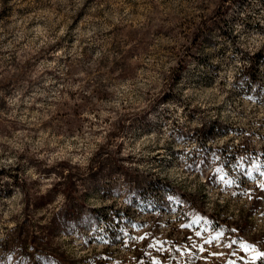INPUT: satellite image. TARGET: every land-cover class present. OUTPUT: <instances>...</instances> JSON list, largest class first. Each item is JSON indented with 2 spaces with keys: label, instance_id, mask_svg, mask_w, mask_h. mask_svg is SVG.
Returning <instances> with one entry per match:
<instances>
[{
  "label": "rangeland",
  "instance_id": "374dc122",
  "mask_svg": "<svg viewBox=\"0 0 264 264\" xmlns=\"http://www.w3.org/2000/svg\"><path fill=\"white\" fill-rule=\"evenodd\" d=\"M19 230L65 264H252L264 0H0V254Z\"/></svg>",
  "mask_w": 264,
  "mask_h": 264
},
{
  "label": "trees",
  "instance_id": "16d2710c",
  "mask_svg": "<svg viewBox=\"0 0 264 264\" xmlns=\"http://www.w3.org/2000/svg\"><path fill=\"white\" fill-rule=\"evenodd\" d=\"M22 231L19 230L15 236V241L17 242L16 249H19V254L16 258H12L13 252L9 249V242H4L1 247L2 254H0V264H5V262L14 260L15 264H40V260L55 261L57 264H65L64 260L61 258V255L55 253L51 249L47 248L46 243H42L41 246L36 245L35 240L36 236L32 234L24 239L21 238ZM29 240L28 244L26 240ZM28 244V245H27ZM264 251V250H263ZM47 264H50L49 262ZM255 264H261L260 260H257Z\"/></svg>",
  "mask_w": 264,
  "mask_h": 264
},
{
  "label": "snow or ice",
  "instance_id": "6c2138e0",
  "mask_svg": "<svg viewBox=\"0 0 264 264\" xmlns=\"http://www.w3.org/2000/svg\"><path fill=\"white\" fill-rule=\"evenodd\" d=\"M196 235H200V233L197 232ZM218 235H220V234H218ZM140 239H143V237H140ZM213 239H215V237ZM206 243H211V241H206ZM236 243H238V241L236 239H232L230 241V243H228L227 245H224V246L228 247V248H231L232 245H234ZM239 248L243 252L251 253L252 264H255V262L257 260H260L261 264H264V251H258L256 249L255 245L249 244V243H247L245 241H239ZM232 254L234 255L235 253H232ZM215 255H223V253H215ZM233 264H234V262H233Z\"/></svg>",
  "mask_w": 264,
  "mask_h": 264
}]
</instances>
